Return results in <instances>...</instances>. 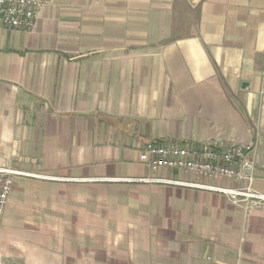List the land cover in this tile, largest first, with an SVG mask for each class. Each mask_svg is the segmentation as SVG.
Wrapping results in <instances>:
<instances>
[{
  "label": "crops",
  "instance_id": "1",
  "mask_svg": "<svg viewBox=\"0 0 264 264\" xmlns=\"http://www.w3.org/2000/svg\"><path fill=\"white\" fill-rule=\"evenodd\" d=\"M264 0H46L0 29V223L10 264H264V204L139 161L149 144L257 142L264 194Z\"/></svg>",
  "mask_w": 264,
  "mask_h": 264
},
{
  "label": "built area",
  "instance_id": "2",
  "mask_svg": "<svg viewBox=\"0 0 264 264\" xmlns=\"http://www.w3.org/2000/svg\"><path fill=\"white\" fill-rule=\"evenodd\" d=\"M45 3L46 0H0V29L30 32ZM259 94L264 96V62ZM256 149L255 141L241 144L220 138L207 141L200 146L152 143L139 154V161L151 172L177 171L207 181H231L235 186L223 188L159 179H145L139 182L203 189L225 196L233 205L244 211L257 209L264 204V194L252 187ZM19 176L24 177L27 174L9 168H0V223L13 188V180Z\"/></svg>",
  "mask_w": 264,
  "mask_h": 264
},
{
  "label": "rangeland",
  "instance_id": "3",
  "mask_svg": "<svg viewBox=\"0 0 264 264\" xmlns=\"http://www.w3.org/2000/svg\"><path fill=\"white\" fill-rule=\"evenodd\" d=\"M0 264H10L9 262L8 263H3V262H0Z\"/></svg>",
  "mask_w": 264,
  "mask_h": 264
}]
</instances>
